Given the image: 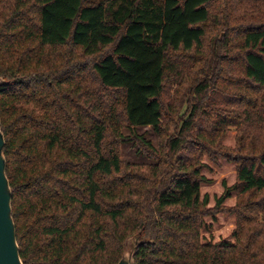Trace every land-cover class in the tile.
Instances as JSON below:
<instances>
[{
	"label": "trees",
	"instance_id": "obj_1",
	"mask_svg": "<svg viewBox=\"0 0 264 264\" xmlns=\"http://www.w3.org/2000/svg\"><path fill=\"white\" fill-rule=\"evenodd\" d=\"M217 1L0 0L24 264H118L132 238L136 264H264V0ZM137 127L163 149L123 133ZM126 141L158 164L123 161ZM221 162L235 181L212 205Z\"/></svg>",
	"mask_w": 264,
	"mask_h": 264
},
{
	"label": "rangeland",
	"instance_id": "obj_2",
	"mask_svg": "<svg viewBox=\"0 0 264 264\" xmlns=\"http://www.w3.org/2000/svg\"><path fill=\"white\" fill-rule=\"evenodd\" d=\"M93 2H98L100 0H90ZM229 1L226 6H231V10L242 9L241 14L246 11H251L254 6L256 7L254 0H227ZM220 5L221 0L217 1ZM263 2V1H262ZM217 5V7H218ZM240 5V6H239ZM225 6V7H226ZM235 15V14H234ZM233 15V17H234ZM190 100L189 97L186 98L185 104ZM186 107V106H185ZM184 107V108H185ZM236 128H232L235 131ZM171 134L175 135L176 131L171 129ZM126 137L132 135H144L146 140L151 142L152 146L157 149H163V142L161 135L154 130L152 127H137L134 130H123ZM229 142H232V136ZM141 146L133 141L123 142L120 146L121 158L123 161L136 164V165H157L158 160L156 158H150L146 155L140 153ZM219 166L208 163V168L204 171L206 176L211 180L210 183L203 187V193L208 195L211 199V204H214L215 198L220 196L223 192V183L226 182L228 185H233L235 181V167L232 164H227L221 162ZM234 200L228 201V204H232ZM225 224H220L217 228L218 233H225L227 231Z\"/></svg>",
	"mask_w": 264,
	"mask_h": 264
},
{
	"label": "water",
	"instance_id": "obj_3",
	"mask_svg": "<svg viewBox=\"0 0 264 264\" xmlns=\"http://www.w3.org/2000/svg\"><path fill=\"white\" fill-rule=\"evenodd\" d=\"M0 78V87L7 85ZM5 136L0 118V264H24L20 256L17 240V229L13 218V193L7 176V160L5 156ZM146 240L132 238L125 245L124 255L118 264H136V251Z\"/></svg>",
	"mask_w": 264,
	"mask_h": 264
}]
</instances>
